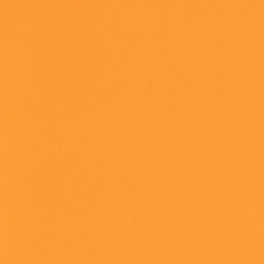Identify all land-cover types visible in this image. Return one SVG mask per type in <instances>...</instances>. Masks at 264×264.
Masks as SVG:
<instances>
[{
    "label": "water",
    "instance_id": "water-1",
    "mask_svg": "<svg viewBox=\"0 0 264 264\" xmlns=\"http://www.w3.org/2000/svg\"><path fill=\"white\" fill-rule=\"evenodd\" d=\"M0 264H264V0H0Z\"/></svg>",
    "mask_w": 264,
    "mask_h": 264
}]
</instances>
